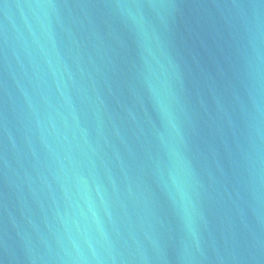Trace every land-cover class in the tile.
Here are the masks:
<instances>
[{
  "label": "water",
  "instance_id": "1",
  "mask_svg": "<svg viewBox=\"0 0 264 264\" xmlns=\"http://www.w3.org/2000/svg\"><path fill=\"white\" fill-rule=\"evenodd\" d=\"M0 264H264V0H0Z\"/></svg>",
  "mask_w": 264,
  "mask_h": 264
}]
</instances>
